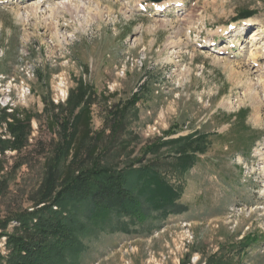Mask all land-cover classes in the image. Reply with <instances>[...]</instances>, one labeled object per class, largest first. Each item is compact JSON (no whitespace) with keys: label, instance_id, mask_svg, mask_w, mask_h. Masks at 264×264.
Returning <instances> with one entry per match:
<instances>
[{"label":"rangeland","instance_id":"obj_1","mask_svg":"<svg viewBox=\"0 0 264 264\" xmlns=\"http://www.w3.org/2000/svg\"><path fill=\"white\" fill-rule=\"evenodd\" d=\"M1 1L0 115L29 127L2 152L0 121V233L61 157L59 183L96 164L133 172L134 191L163 175L182 192L179 212L149 204L142 221L88 211L67 264H264V0ZM84 108L89 136L64 154ZM186 151L195 164L177 166Z\"/></svg>","mask_w":264,"mask_h":264},{"label":"trees","instance_id":"obj_2","mask_svg":"<svg viewBox=\"0 0 264 264\" xmlns=\"http://www.w3.org/2000/svg\"><path fill=\"white\" fill-rule=\"evenodd\" d=\"M81 101L79 100L76 108L82 103ZM86 112L87 109L84 108L77 114L75 112L72 114L73 131L65 139L67 143L64 154L66 150L69 152L70 146L76 143L81 125L84 128L83 138L86 139L89 136L90 118ZM12 113L4 112L0 115V121L7 123V128L14 137L11 143L1 141L4 145L1 148L2 152L7 146L17 149L27 142L29 125L23 124L17 117V112L13 110ZM26 120L29 124L31 119L29 117ZM195 158L194 154L190 156L187 151L182 152L178 156L177 166H191L195 164ZM61 162V157L56 159L55 165L50 169L35 209L15 217L20 224L16 232L12 235L0 233V237L8 236L9 249L5 258L0 256V264H67L68 259L75 258L76 253L80 251L81 235L85 236L88 230V225L82 222V217L88 211L117 210L122 218L142 221L149 204L154 205L155 210L164 209L161 213L179 212L181 209L176 204L182 193L181 189L171 185L163 175L153 177L150 185L136 187L134 191L133 172H121L95 164L89 169L80 170L77 175L69 174L59 183ZM146 173V170L139 172L140 177L135 186L146 179ZM59 186H61L60 189ZM74 201L81 202L82 206L71 209ZM41 204L43 205L40 206ZM69 205L70 208H68ZM54 206L58 210L54 209ZM91 207L94 210H91ZM68 255L72 256L68 257ZM206 264L214 263L209 261Z\"/></svg>","mask_w":264,"mask_h":264},{"label":"bare ground","instance_id":"obj_3","mask_svg":"<svg viewBox=\"0 0 264 264\" xmlns=\"http://www.w3.org/2000/svg\"><path fill=\"white\" fill-rule=\"evenodd\" d=\"M166 3V2H165ZM140 4V3H139ZM69 6H71V5H64L63 7H59V8H53L54 9V11H58V10H63V9H65V8H69ZM183 8V7H182ZM181 9V8H180ZM204 46L205 47H209V43H206V44H204ZM211 46V45H210ZM203 47V46H202ZM64 94H65V92H63Z\"/></svg>","mask_w":264,"mask_h":264}]
</instances>
